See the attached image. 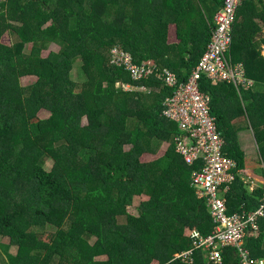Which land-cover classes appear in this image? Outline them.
Instances as JSON below:
<instances>
[{
  "label": "trees",
  "instance_id": "obj_1",
  "mask_svg": "<svg viewBox=\"0 0 264 264\" xmlns=\"http://www.w3.org/2000/svg\"><path fill=\"white\" fill-rule=\"evenodd\" d=\"M223 3L0 0V239L9 240L0 242V264H217L194 249L214 225L191 185L193 167L176 151L181 131L162 114L172 90L156 77L133 81L112 63V49L187 81ZM232 36L227 56L245 66L253 89L200 81L224 153L237 162L225 194L229 214L252 212L264 200V185L251 191L243 179L249 161L237 138L247 122L264 181V0H243ZM51 44L59 51L46 53ZM77 62L80 81L72 76ZM25 76L37 80L24 87ZM43 109L46 119L38 118ZM258 226L241 248L263 261L264 217ZM189 250L191 262L179 258ZM221 264H240L239 249L224 248Z\"/></svg>",
  "mask_w": 264,
  "mask_h": 264
},
{
  "label": "built area",
  "instance_id": "obj_2",
  "mask_svg": "<svg viewBox=\"0 0 264 264\" xmlns=\"http://www.w3.org/2000/svg\"><path fill=\"white\" fill-rule=\"evenodd\" d=\"M243 0H224L216 13L211 40L197 66L187 81H180L168 68L146 63L137 64L132 55L117 46L112 49V63L124 66L133 81L156 77L172 90L163 102V116L178 125L181 134L175 138L176 151L184 162L193 167L191 185L202 199L212 218L213 231L208 236H198L194 249L203 250L206 259L221 264L222 251L226 247L239 249L240 264H263L250 259L249 253L241 248L247 233L257 230L264 217V200L252 212L228 213L226 192L235 181L237 162L224 153L225 139L218 128L217 119L211 114V97L200 90V81L206 76L212 84H232L239 90H250L255 81L247 77L245 66L234 63L227 53L233 42V26ZM119 85V84H118ZM131 91V85L123 86ZM140 90L152 92L146 86ZM192 250L179 258L192 261Z\"/></svg>",
  "mask_w": 264,
  "mask_h": 264
},
{
  "label": "crops",
  "instance_id": "obj_3",
  "mask_svg": "<svg viewBox=\"0 0 264 264\" xmlns=\"http://www.w3.org/2000/svg\"><path fill=\"white\" fill-rule=\"evenodd\" d=\"M262 56L264 57V49L262 50ZM255 90V89H254ZM259 92L264 93V87H260L258 89ZM244 130L237 128L238 131V136L237 138L240 139V147L245 153L246 159L249 161V167L241 172L243 175L244 181L248 184L249 190H253L256 188L261 187L260 185H264V181L262 176L259 174V171L255 169V164L256 161L259 158V153H258V145L255 140L253 131L251 130L250 126H246L243 128ZM240 133V136H239ZM256 151L258 154V157L256 156ZM264 264V263H263Z\"/></svg>",
  "mask_w": 264,
  "mask_h": 264
},
{
  "label": "rangeland",
  "instance_id": "obj_4",
  "mask_svg": "<svg viewBox=\"0 0 264 264\" xmlns=\"http://www.w3.org/2000/svg\"><path fill=\"white\" fill-rule=\"evenodd\" d=\"M12 39H13V38H12ZM13 40H15V38H14ZM25 51H26V52H29V51H30V46H29V45H27V46L25 47ZM50 51H55V52L59 51V46L56 45V44H51V45L49 46V50L46 51V53H47V52H50ZM79 67H80V62H77V63L75 64V66H74V71H73V74H72L73 79L76 80V81H80V80H81V77L78 75ZM36 80H37V78H36L35 76H25V77H23V78L21 79V83H22V85H23L24 87H27V86H30V85H32L33 83H35ZM49 116H50V112H48L47 110H44V109H43V110H40L39 113H38V118H40V119H46V118H48ZM212 116H213V115H212ZM84 123H86L85 120H84ZM246 126H248V123L244 121V122H242V124L238 127V130L241 129V128H242V130H244L243 128H245ZM251 130H252V129H251ZM239 136H240V133H239ZM238 142H239V144H240V139H238ZM167 146H168V144H164V146L162 147V150H161L160 154H162V153L166 150ZM128 148H129V146H127V149H128ZM257 150H258V148H257ZM258 153H259V150H258ZM259 155H260V153H259ZM256 156L258 157L257 151H256ZM153 158H155V157H153V156H148V157H143V160L153 159ZM255 161H259V158H258V160H255ZM51 167H52V161H47V162L45 163V168H46L47 170H50ZM136 204H138V198L135 199V203H134V205H136ZM0 242H2V243H4V244H8V243H9V240H8V238H1V239H0ZM8 252L11 253V254H15V253H16V246H12V245H10V246H9V249H8ZM2 257L5 258L4 255H2ZM99 259L102 260V259H105V257H102V258H99Z\"/></svg>",
  "mask_w": 264,
  "mask_h": 264
}]
</instances>
